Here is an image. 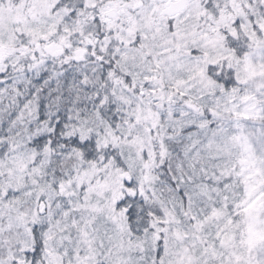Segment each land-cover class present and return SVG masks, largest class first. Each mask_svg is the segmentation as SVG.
<instances>
[{"label":"snow or ice","instance_id":"1","mask_svg":"<svg viewBox=\"0 0 264 264\" xmlns=\"http://www.w3.org/2000/svg\"><path fill=\"white\" fill-rule=\"evenodd\" d=\"M0 264H264V0H0Z\"/></svg>","mask_w":264,"mask_h":264}]
</instances>
